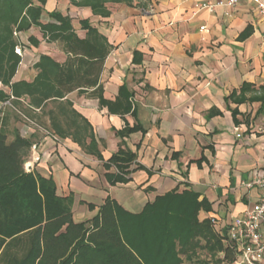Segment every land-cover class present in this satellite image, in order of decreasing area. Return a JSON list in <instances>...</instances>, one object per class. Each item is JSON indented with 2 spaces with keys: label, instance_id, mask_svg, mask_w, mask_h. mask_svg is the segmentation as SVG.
Returning <instances> with one entry per match:
<instances>
[{
  "label": "crops",
  "instance_id": "crops-1",
  "mask_svg": "<svg viewBox=\"0 0 264 264\" xmlns=\"http://www.w3.org/2000/svg\"><path fill=\"white\" fill-rule=\"evenodd\" d=\"M218 1L133 0L111 6V17L101 19L68 0H48V12L71 16L80 11L81 19L98 21L93 25L108 38L112 51L101 75L104 98L116 102L124 88L132 112L110 113L91 91L67 98L92 126L105 161L122 148L136 156L132 169L143 167L128 184L111 186L103 163L72 139L37 132L34 122L11 117L13 129L35 142L30 170L53 177L60 196H74L76 222L75 214L86 210L90 216L85 221L91 220L107 198L136 214L158 196L191 190L210 207L199 219L210 220L221 237L259 201L255 182L264 179V14L251 0H240L233 8H201ZM28 33L27 44L31 36L40 43L24 48L14 82H31L41 55L65 61L58 45L47 44L39 29ZM135 126L140 130L120 136ZM89 204L96 210L90 211Z\"/></svg>",
  "mask_w": 264,
  "mask_h": 264
},
{
  "label": "trees",
  "instance_id": "trees-1",
  "mask_svg": "<svg viewBox=\"0 0 264 264\" xmlns=\"http://www.w3.org/2000/svg\"><path fill=\"white\" fill-rule=\"evenodd\" d=\"M68 1L101 19L111 17V6L133 2ZM47 3L0 0V106L8 101L13 106L0 109V264H234L235 250L222 244L210 220L199 219L200 212L210 211L208 203L200 202L191 190L158 196L136 214L107 198L91 220L76 222L74 196H60L53 177L26 171L35 142L10 128L11 117L34 122L37 132L72 139L103 163L111 186L128 184L135 170H143L141 166L132 169L136 156L122 148L105 161L92 126L67 98L74 92L91 91L110 113L132 112L124 88L116 102L104 98L101 75L112 51L108 38L89 18L78 20L85 33L81 36L70 15L48 12ZM33 28L40 30L47 44L58 45L65 61L41 55L33 65L36 77L31 82H14L22 63L17 49L39 46L33 36L25 44L23 35ZM139 130V126L126 127L120 136ZM88 207L96 210L92 204Z\"/></svg>",
  "mask_w": 264,
  "mask_h": 264
},
{
  "label": "built area",
  "instance_id": "built-area-1",
  "mask_svg": "<svg viewBox=\"0 0 264 264\" xmlns=\"http://www.w3.org/2000/svg\"><path fill=\"white\" fill-rule=\"evenodd\" d=\"M240 0H220L215 4H204L201 8L213 10L216 7L233 8ZM264 14V0H251ZM22 56V50L17 49ZM13 107L6 102L3 107ZM35 147H33L34 149ZM260 190L259 201L248 210L244 217L237 218L221 235L223 242L236 252L235 264H261L264 260V179L255 182ZM215 224V220L212 221Z\"/></svg>",
  "mask_w": 264,
  "mask_h": 264
},
{
  "label": "rangeland",
  "instance_id": "rangeland-1",
  "mask_svg": "<svg viewBox=\"0 0 264 264\" xmlns=\"http://www.w3.org/2000/svg\"><path fill=\"white\" fill-rule=\"evenodd\" d=\"M57 1H59L60 2V0H57ZM73 12H76V14H72L71 15V17L74 19V26H75V28L80 32V26H79V24H78V20L79 19H81V15H80V11H73ZM98 21H93V24H96ZM100 24V23H99ZM36 32V31H35ZM31 33H27V35L24 37V41H25V44L27 45V40H26V38H27V36L28 35H30ZM80 34H81V32H80ZM23 55H24V53H23V51H22V57H23ZM8 114L11 116H13V113L12 112H8ZM14 118V117H13ZM15 119V118H14ZM10 128L11 129H13V127H12V125H10ZM30 165H29V163H27L26 164V171L27 172H30L31 170H30V167H29ZM81 197H84V196H82L81 195ZM78 210V209H77ZM90 216V213L86 210V211H83V212H78V213H76L75 214V218H76V220L78 221V222H80V221H85L87 218H85V217H89ZM203 243H204V241H203ZM222 244L223 245H225V246H227V244L226 243H224V242H222ZM201 254H203V255H206V253H204V252H201ZM219 257L220 258H223L224 257V253H219ZM182 258H185L184 256H182ZM184 264H188V262L187 261H185L184 262Z\"/></svg>",
  "mask_w": 264,
  "mask_h": 264
}]
</instances>
